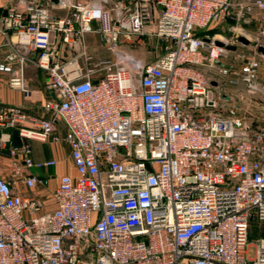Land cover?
<instances>
[{
	"label": "built area",
	"instance_id": "2783aa9c",
	"mask_svg": "<svg viewBox=\"0 0 264 264\" xmlns=\"http://www.w3.org/2000/svg\"><path fill=\"white\" fill-rule=\"evenodd\" d=\"M106 2H68L70 15L54 19L49 0H28L8 16L18 49L0 73L29 98L33 63L54 96L43 106L50 119L0 106V156L21 159L0 176V264H264V237L250 241L251 223L264 224V127L217 97L222 83L252 86L260 65L227 63L229 51L198 33L264 12V0H158L153 33L144 30L150 1H138L127 30ZM89 33L102 36L111 58L94 62ZM144 35L165 43L152 64L119 47ZM75 48L86 70L64 61ZM49 139L70 146L76 175L60 177L43 199L35 193L50 179L21 173L57 162L34 161L24 140Z\"/></svg>",
	"mask_w": 264,
	"mask_h": 264
},
{
	"label": "crops",
	"instance_id": "0c3cea01",
	"mask_svg": "<svg viewBox=\"0 0 264 264\" xmlns=\"http://www.w3.org/2000/svg\"><path fill=\"white\" fill-rule=\"evenodd\" d=\"M28 0H0V61H3L8 54L14 49H18L15 44L16 33L14 30L7 27V19L11 10L22 11L26 8ZM47 0H43L45 2ZM52 4L51 15L54 19L65 18L70 15L71 8L66 6L70 2L76 4L79 2L87 3L90 0H60L63 4ZM139 0H107L104 3V8L111 13L117 27L127 30L129 27L130 15L133 13ZM153 5V20L145 26L146 33H153L156 27V21L160 14V6L157 5L158 0H148ZM234 24V22H229ZM227 23V24H229ZM226 25V24H224ZM92 27L97 30L99 24L94 22ZM244 31V38L247 43L243 45V63L247 61L256 60L259 62L258 78L250 87L240 84L246 89H242V104L243 107L253 114L258 120L264 121V12H255L242 22ZM120 45L129 46L131 49L120 50L131 54L137 60L152 64L157 62L165 55V43L157 37L144 35L134 36L131 40L120 39ZM84 45L86 52L89 56L93 57L94 62L101 59H109L112 57L109 46L104 42L102 36L98 33H89L85 35ZM24 53L23 50H20ZM236 51V50H235ZM235 51L230 53H235ZM62 53V51L60 50ZM79 49L73 50L66 49L64 51V61L76 59L83 70H86L90 65L80 57ZM27 57L35 58L32 54L25 53ZM25 78L27 85L31 91V96L26 98L24 94L16 88L9 85V75L0 73V106L1 107H18L24 109L27 113L38 116L44 119H50L51 116L44 110V104L53 98V92L47 86V78L44 71L37 68L33 63H28L25 70ZM99 76L93 78L94 81L98 80ZM224 85L218 86L222 90ZM248 88V89H247ZM233 92V91H232ZM223 98L228 96L223 95ZM222 98V104L224 99ZM225 99V100H226ZM255 100V101H254ZM225 107V106H224ZM240 108V107H239ZM55 134L61 138L65 135V130L60 123H55ZM31 146V158L36 161L55 160L57 165L47 169L40 170L37 168L24 169L21 177L28 175L45 177L50 179L49 188L46 191L36 192L43 199L51 198V194L55 191L59 184L60 177L64 175H76V170L71 158V148L63 140L53 141L49 139L47 142L28 141ZM21 159H15L9 155L5 158H0V165L6 166L7 171L0 172L2 177H10L12 174L13 163H20ZM27 192V191H26Z\"/></svg>",
	"mask_w": 264,
	"mask_h": 264
},
{
	"label": "rangeland",
	"instance_id": "374dc122",
	"mask_svg": "<svg viewBox=\"0 0 264 264\" xmlns=\"http://www.w3.org/2000/svg\"><path fill=\"white\" fill-rule=\"evenodd\" d=\"M198 33L201 35H204V36H209L210 38H214L219 42L227 43V44L235 47L236 48L235 53H230L233 51L228 50L229 53H228L227 63H236V64H238V66L243 63V45H245V42H243L241 39L246 38V37L244 35L242 22L234 23V24L229 23V24L217 26V27H214V28H211L208 30H199ZM119 47H121L123 49L124 48L129 49V50L131 49L129 46H124V45H120V44H119ZM222 84L224 86L222 87V90H219L217 97H219L222 100L223 95L228 96L227 99L223 98L224 102H225L224 104H222V101H221L222 107H224V106L226 107V106H230V105H235L237 107H240V112L248 120V122H251L256 126L264 127V121L258 120L257 118H255V116L253 114L249 113L248 110L243 107L241 97H242V93H243L242 89L244 87L243 86L230 85L228 83H222ZM244 89H246V88H244ZM7 156H8V154H4V155H1L0 158H5ZM5 167L6 166L0 165V172L9 170V169H6ZM263 236H264V230L262 232H257L256 228H254L252 233H251L250 241L254 243L256 241V239H259ZM255 251H256V249L253 246L249 249V256L251 258L254 257Z\"/></svg>",
	"mask_w": 264,
	"mask_h": 264
},
{
	"label": "water",
	"instance_id": "95a60500",
	"mask_svg": "<svg viewBox=\"0 0 264 264\" xmlns=\"http://www.w3.org/2000/svg\"><path fill=\"white\" fill-rule=\"evenodd\" d=\"M51 1H52V3L55 4V5H58V4L60 3V0H51ZM241 40H242L243 42L247 43V41H246L244 38H242ZM216 44H217L218 46H220V47H224V46H225L224 43L219 42V41H217ZM225 47H226L227 50H231V51H235V50H236V48L233 47V46H228V45H227V46H225ZM13 145H14V147H16V148H20V147H21V142H20V139H19V136H18V132H17V131H14V132H13Z\"/></svg>",
	"mask_w": 264,
	"mask_h": 264
},
{
	"label": "trees",
	"instance_id": "16d2710c",
	"mask_svg": "<svg viewBox=\"0 0 264 264\" xmlns=\"http://www.w3.org/2000/svg\"><path fill=\"white\" fill-rule=\"evenodd\" d=\"M212 28H214V27H212ZM209 29H211V28H209ZM208 30V29H207ZM200 36H204V35H201V34H199ZM254 228H256V231L257 232H262L263 230H264V224H260V223H258V222H252L251 223V228H250V237H251V233H252V231H253V229ZM264 237V236H263ZM263 237H261V238H263Z\"/></svg>",
	"mask_w": 264,
	"mask_h": 264
}]
</instances>
